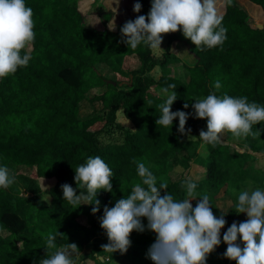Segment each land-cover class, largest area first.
<instances>
[{"label": "trees", "instance_id": "obj_1", "mask_svg": "<svg viewBox=\"0 0 264 264\" xmlns=\"http://www.w3.org/2000/svg\"><path fill=\"white\" fill-rule=\"evenodd\" d=\"M81 1L25 0L33 11L35 39L21 55L29 54L31 59L26 67L0 78V166L17 174L9 188H0V264H38L56 250H45L49 234L56 236L57 248L75 243L79 251L90 249L91 264H152L146 252L155 234L147 229L130 234L131 245L123 255L110 252L107 260L99 259L106 252L102 245L108 243L100 228L103 209L126 198L140 183L137 165L141 162L156 178H167V192L176 200L186 198L181 185L189 178L175 169L189 172L196 167L200 178L190 179L197 185L196 197L204 192L216 216L226 213L222 240L243 213H235L236 198H230V207L223 209L217 197L220 192L247 182L264 190V177L253 166V154L264 153V122L253 125L252 134L243 137L241 150L228 143L230 133L213 146L198 137L206 130V120L194 118L191 105L214 93L247 97L264 107V24L255 25L246 11L255 7L264 12V0H247L255 6L224 0L222 26L227 38L222 45L197 50L177 31L163 36L160 57L143 43L135 49L127 47L120 34L126 21L147 15L150 0H139L140 12L116 24L115 30L108 27L115 16V0H88L98 8L91 15L102 29L86 24L79 10ZM175 44L185 48V58L172 52ZM107 66L112 67L111 78L100 70ZM157 66L162 74L155 80L150 73ZM217 81L219 89L214 87ZM173 84L177 99L171 110L189 113L186 134L177 131L178 119L170 128L155 123L161 115L158 106L167 98L161 90ZM97 103L100 110L95 109ZM184 103L189 104L187 109ZM83 104L95 110L81 119ZM119 112L129 128L117 122ZM96 122L99 125L89 130ZM82 123L90 126L84 128ZM201 144L204 157L198 154ZM96 156L113 171L112 192L97 193L99 210L92 214L94 204L76 208L63 200L61 185L76 188L74 171ZM40 180L53 186L43 192ZM192 204L195 207L196 201ZM142 224L146 226L147 220L142 219ZM225 250L221 242L206 264H235L223 257Z\"/></svg>", "mask_w": 264, "mask_h": 264}, {"label": "clouds", "instance_id": "obj_2", "mask_svg": "<svg viewBox=\"0 0 264 264\" xmlns=\"http://www.w3.org/2000/svg\"><path fill=\"white\" fill-rule=\"evenodd\" d=\"M231 3V0H227ZM120 0H115L117 7ZM141 3L133 4V12L139 13ZM116 11V9H115ZM223 16L218 13L217 0H151L147 15H138L126 21L120 28L122 43L135 49L147 45L153 54L164 52L161 48L163 36L180 31L197 50L211 49L226 40L227 29L222 26ZM110 30H115L114 20ZM33 11L25 0H0V78L14 74L18 68L26 67L29 54L21 55L35 39ZM159 66L150 75L159 79ZM176 85L161 90L166 100L158 107L161 110L156 125L170 128L178 119L177 131L186 134L185 125L189 113L172 111L177 99ZM216 89L221 87L217 81ZM169 88L174 89L169 93ZM188 103L183 104L187 109ZM194 118L206 120V130L199 132V138L206 144L215 145L224 133L233 137L252 134L253 125L264 122V107L248 102L247 97H222L214 93L197 99L191 105ZM134 131V130H133ZM190 131V130H188ZM141 178L125 198L116 200L114 206H105L100 218V228L108 243L102 249L111 253L127 252L133 231L146 229L155 234V240L146 252L152 264H206L208 256L223 242L226 250L223 257L235 264H264V190L249 187L238 194L236 214H246V220L233 222L223 233L227 223L226 213L216 216L207 195L196 197V183L185 178L181 187L186 189V198L176 200L167 192L166 182L157 186V178L145 163L137 165ZM76 188L61 185L63 200L76 206L94 204L91 211L99 210L95 199L101 190L112 192V169L99 157H88L86 162L74 171ZM15 182L6 166H0V188L7 189ZM44 186V185H43ZM77 190H83L78 191ZM163 193V194H162ZM196 201L193 207L192 201ZM147 220V225L142 224ZM56 236L49 234L46 249H56L38 264H76L74 256L80 255L75 243L57 248Z\"/></svg>", "mask_w": 264, "mask_h": 264}, {"label": "rangeland", "instance_id": "obj_3", "mask_svg": "<svg viewBox=\"0 0 264 264\" xmlns=\"http://www.w3.org/2000/svg\"><path fill=\"white\" fill-rule=\"evenodd\" d=\"M244 1L247 2L248 4L252 5V6H255V5L251 4L250 2H248L247 0H244ZM133 4L134 3H132V2L131 3L120 2L118 7H117V5H115L113 7V10L115 12V16L110 21L108 27L111 28L113 26V24H112L113 20H114V24L116 25V24L122 23V22L126 21L128 18H130L132 16V14L134 13L133 12ZM150 4H151V0H150ZM243 7L246 8L245 4ZM217 8H218V13L220 15H223L224 11H225V1L224 0H217ZM115 9H116V11H115ZM79 10L85 16L86 24L88 26L93 27L95 29H102L100 21H98L96 17H92V15H91L95 11H98V8L93 6L92 1L82 0L79 4ZM246 11L248 12L250 17L252 18V21L255 25H263L264 24V12L261 11L259 8L250 7ZM161 48L164 50L163 42L161 44ZM185 51H186L185 48L181 45H178V44H175L172 47V52L179 57H183L184 54L186 53ZM161 53L162 52L155 54L154 56L160 57ZM184 58H185V56H184ZM100 70L102 71V73L104 74V76L106 78H111L113 76V73L111 71L112 70L111 66L100 68ZM155 80H157V79H155ZM95 109L100 110L101 105L99 103L95 104ZM95 109L91 108V106L88 104H83L80 108V111H79V117L81 119L85 118V117L89 116L92 113V111ZM96 116H99V114H97ZM117 122L126 128L130 127V124L122 116L121 112H119L117 115ZM99 123L100 122H96L91 128H89V130H94L99 125ZM82 124H83L82 127H84V128H88L90 126V123H82ZM184 137L187 139L188 136L185 135ZM225 138H226V133H224L221 136L220 140L224 141ZM242 139H243V137L236 138L230 134V139H229L228 143L234 149L241 150L242 149ZM198 154L201 157H204L206 155L205 148H204L203 144L200 145V147L198 149ZM253 156L256 158V162L253 165L254 168L259 170V176L260 177H264V153L253 154ZM175 172L178 174L185 175V176L188 175V178L192 179V180H198L200 178L199 172H198L196 167H193V170L191 169V170H189V172L184 171L180 168H177V169H175ZM10 175L16 176L17 174H14V172L12 171V172H10ZM160 182H166L167 183L168 180L165 177L157 178V186H159ZM40 185H41V189L43 190V192H46L48 189H50V187L53 186V183H51L50 181H46V180H40ZM249 187H252L253 189L258 188L255 183H250V182H247L245 185L240 186L239 188L226 187L225 190L220 192V194L217 196L218 199L220 200L219 204L222 206L223 209H228L230 207V200L233 198L238 199V194L241 191H243ZM202 194L205 195L204 192H202ZM246 218H247L246 214L239 215L235 222H237V223L242 222V221L246 220ZM80 253H81L80 255L74 256V259L76 260V264H91V261L89 260V256L91 253L90 249L82 250V251H80ZM109 255H110V252L106 251L104 254H102L100 256V258H102V259L104 258L105 260H107L109 258Z\"/></svg>", "mask_w": 264, "mask_h": 264}, {"label": "water", "instance_id": "obj_4", "mask_svg": "<svg viewBox=\"0 0 264 264\" xmlns=\"http://www.w3.org/2000/svg\"><path fill=\"white\" fill-rule=\"evenodd\" d=\"M108 83H109V84H113V85H114V83H112V82H110V81H108ZM99 259L102 261V258H99Z\"/></svg>", "mask_w": 264, "mask_h": 264}]
</instances>
